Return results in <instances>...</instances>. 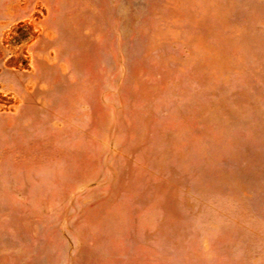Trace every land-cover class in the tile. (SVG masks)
I'll list each match as a JSON object with an SVG mask.
<instances>
[{"label": "rangeland", "instance_id": "1", "mask_svg": "<svg viewBox=\"0 0 264 264\" xmlns=\"http://www.w3.org/2000/svg\"><path fill=\"white\" fill-rule=\"evenodd\" d=\"M0 264H264V0H0Z\"/></svg>", "mask_w": 264, "mask_h": 264}]
</instances>
